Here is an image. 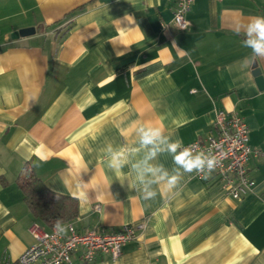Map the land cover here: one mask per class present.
<instances>
[{
  "label": "crops",
  "instance_id": "crops-1",
  "mask_svg": "<svg viewBox=\"0 0 264 264\" xmlns=\"http://www.w3.org/2000/svg\"><path fill=\"white\" fill-rule=\"evenodd\" d=\"M175 8L174 0H0V264H18L35 222L49 228L24 199L26 167L78 201L70 223L80 232L145 225L118 259L85 262L79 250L69 264H264V89L253 74L257 64L264 76V60L243 68L252 54L235 33L264 15V0H195L186 31ZM220 110L250 128L253 192L226 196L218 177L184 172L162 145L149 165L180 180L172 191L153 184L156 197L144 200L132 168L150 150L139 130L159 127L165 141L186 144L216 134Z\"/></svg>",
  "mask_w": 264,
  "mask_h": 264
},
{
  "label": "built area",
  "instance_id": "built-area-1",
  "mask_svg": "<svg viewBox=\"0 0 264 264\" xmlns=\"http://www.w3.org/2000/svg\"><path fill=\"white\" fill-rule=\"evenodd\" d=\"M174 1L176 8L173 22L179 31H186L190 27L187 15L195 0ZM216 127V134L183 144L182 148H190L193 154H216L220 164L211 175L218 177L221 190L226 196L241 200L252 193L256 186L248 165L250 158L257 156L258 151L250 144V128L239 114L218 111ZM196 176L205 179L204 173ZM65 225L69 226L68 231L57 234L54 227L45 228L35 222L30 228L35 242L20 255L18 264H69L73 253L79 250L85 262L93 261L98 254H106L116 260L122 255L123 246L134 241L145 227L144 224H126L114 232L96 229L80 232L73 223Z\"/></svg>",
  "mask_w": 264,
  "mask_h": 264
},
{
  "label": "clouds",
  "instance_id": "clouds-1",
  "mask_svg": "<svg viewBox=\"0 0 264 264\" xmlns=\"http://www.w3.org/2000/svg\"><path fill=\"white\" fill-rule=\"evenodd\" d=\"M241 32H243L245 37L243 45L250 50L252 55L240 63L243 68L251 69L254 62L264 60V15L253 16L246 22L237 23L235 33L236 35H240ZM139 135L141 145L150 148L143 161L132 165V168L137 172L138 179L143 185L144 200L156 197L157 192L152 190L151 187L153 184L164 182L167 189L172 191L176 189L180 180L178 174L170 175L162 167L149 165L148 162L154 159L158 152L164 150L161 147L162 145H166V150L172 154L175 165L186 173H204L205 178H207L220 164L216 154L212 153L208 155L204 152L193 154L190 148H182L183 140L181 138L177 141H165L162 130L159 127L150 126L141 128ZM124 166L125 160L123 154L119 152L113 153L110 167L118 170ZM149 176L152 178L146 179ZM57 199H59V194H57ZM68 228L69 226L59 220L54 225V231L57 234H65Z\"/></svg>",
  "mask_w": 264,
  "mask_h": 264
},
{
  "label": "trees",
  "instance_id": "trees-1",
  "mask_svg": "<svg viewBox=\"0 0 264 264\" xmlns=\"http://www.w3.org/2000/svg\"><path fill=\"white\" fill-rule=\"evenodd\" d=\"M19 185L30 210L49 228L54 227L57 220L66 224L78 216V201L49 189L33 169L24 168L19 177Z\"/></svg>",
  "mask_w": 264,
  "mask_h": 264
},
{
  "label": "water",
  "instance_id": "water-1",
  "mask_svg": "<svg viewBox=\"0 0 264 264\" xmlns=\"http://www.w3.org/2000/svg\"><path fill=\"white\" fill-rule=\"evenodd\" d=\"M36 32V29L34 27L31 28H24L21 29L18 32L13 33V37H18V36H28L31 34H34ZM253 74L256 76V81L260 87V89H264V76L262 75L261 69L258 67L257 64H255Z\"/></svg>",
  "mask_w": 264,
  "mask_h": 264
}]
</instances>
